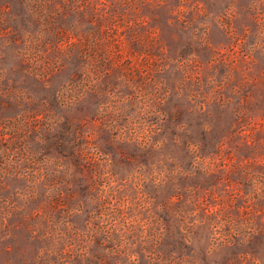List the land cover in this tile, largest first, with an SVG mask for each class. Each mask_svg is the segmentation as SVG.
Instances as JSON below:
<instances>
[{
    "label": "rangeland",
    "instance_id": "1",
    "mask_svg": "<svg viewBox=\"0 0 264 264\" xmlns=\"http://www.w3.org/2000/svg\"><path fill=\"white\" fill-rule=\"evenodd\" d=\"M0 264H264V0H0Z\"/></svg>",
    "mask_w": 264,
    "mask_h": 264
}]
</instances>
